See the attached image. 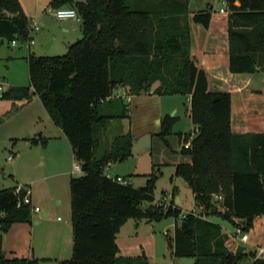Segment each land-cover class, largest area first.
Instances as JSON below:
<instances>
[{
    "label": "trees",
    "instance_id": "obj_1",
    "mask_svg": "<svg viewBox=\"0 0 264 264\" xmlns=\"http://www.w3.org/2000/svg\"><path fill=\"white\" fill-rule=\"evenodd\" d=\"M187 2L52 0V9L76 10L81 37L61 56L29 52V86L0 93V98H21L31 90L67 138L80 167L82 175L69 180L72 255L59 264H147L144 255L118 257L116 235L129 219L158 222L170 217L175 222L168 240L173 257L190 258L194 264H264L263 258L246 253L222 226L204 217H219L233 227L237 225L232 217L243 219L246 227L242 230L248 233L253 221L264 216V133L232 131L230 93L211 91V79L191 56L189 22L209 28L213 7L194 13ZM224 2L228 71L254 74L257 56L264 53V0ZM29 24L19 0H0V39L27 42L31 39ZM117 89L125 96L147 92L189 99L188 116L196 130L195 135L179 134V153L191 162L176 164L174 172L192 190L200 213L181 217L178 205L155 207L154 174L138 188L105 175L111 162L132 155L129 134L118 135L105 150L94 137L97 128L116 118L100 114L99 106L120 103L125 108L121 94L115 95ZM172 122L167 118L161 123L162 138L169 135ZM31 143L45 146L47 138L38 137ZM15 187L0 190V264H38L35 258L6 259L2 249L10 226L28 223L32 216L29 205L17 207ZM215 196L221 197V208L213 203ZM143 202L149 206L144 208Z\"/></svg>",
    "mask_w": 264,
    "mask_h": 264
},
{
    "label": "rangeland",
    "instance_id": "obj_2",
    "mask_svg": "<svg viewBox=\"0 0 264 264\" xmlns=\"http://www.w3.org/2000/svg\"><path fill=\"white\" fill-rule=\"evenodd\" d=\"M21 1L29 5L27 9L19 0L21 9L24 10L29 23L42 21L41 30L37 32L30 30L29 36L33 41L30 45L31 54L36 56H61L67 52V45L79 40L81 37L80 32L69 42L63 40L61 31L63 21H59L52 13L45 11L47 7H51L49 5L51 0ZM73 1L78 2L81 0ZM209 5L213 7V16L216 18H213V24L210 27L224 28L221 23L222 18L215 17V14L224 7V0H188L187 2L188 10L194 13L206 10ZM79 21L75 24L78 25ZM189 24L190 29H203L192 22H189ZM47 30H49L48 37H42V33L48 32ZM25 43L17 41L15 46L7 40L2 44L0 43V84L5 89L29 86L28 67L26 65L29 50ZM49 43L50 45H48ZM203 55H206V53L203 52ZM116 91V96L121 94L125 108L120 103L115 104L113 107L108 105L99 106L100 114L115 116L116 118L109 121L106 126L97 128L94 137L101 143V149L105 150L118 135L129 134L132 138V155L117 162H111L108 165V173L114 177L120 175L130 181L135 188L144 185L148 176L154 174L156 176L153 188L155 198L167 192L180 198L178 207L182 213L193 211L200 213L202 209L196 205L192 190L174 172L175 164L183 160V155L179 153L182 146L179 141V134L195 135L194 125L188 116L190 107L188 98L180 94L152 95L147 92H141L135 96H125L122 90ZM28 95V97L21 98H0V168L5 166L4 172L0 169V183L3 182L13 166V162H6L8 154L12 153H16L17 157L14 156L17 160V176L29 182L33 181L31 169L35 163L37 164L38 154L42 152V147L37 144L39 147L32 148V144H28L27 139L24 138L30 133L26 128L30 127L34 130L40 127L38 128L40 131L44 130L46 111L31 90L28 91ZM122 113L124 117H119ZM167 118L173 121L171 131L168 136L162 138L159 135L161 123ZM33 125L35 126L33 127ZM31 135L34 137L33 134ZM187 145L189 146V144ZM134 170L137 173H131ZM81 175V173H73V177ZM31 183L32 192L34 193L33 182ZM64 186L62 187L61 183L57 185L56 190H60V192L55 195L52 204H57L55 199L63 200V195L70 196L69 184ZM213 203L220 207L219 199L216 197H213ZM142 205L147 208L149 203L143 202ZM61 206H63V210H59L60 212L56 216L62 220L63 224H67L71 218L69 203L65 200ZM204 217L217 222L222 227H232L219 217ZM129 221V224L124 226L116 241L117 246L124 253L136 254L132 256L135 258L144 255L142 253L144 249L147 264H194L190 258H175L170 254L168 240L173 237L175 224L173 218L170 217L158 222H148L146 219H131ZM135 223L139 225L137 233H133V229L130 228ZM121 256H123V252L118 253V257ZM69 257L66 256L65 258L68 259ZM59 261L55 264H59ZM38 263L46 264V261L41 260Z\"/></svg>",
    "mask_w": 264,
    "mask_h": 264
},
{
    "label": "crops",
    "instance_id": "obj_3",
    "mask_svg": "<svg viewBox=\"0 0 264 264\" xmlns=\"http://www.w3.org/2000/svg\"><path fill=\"white\" fill-rule=\"evenodd\" d=\"M20 2L24 4L27 9L29 8V5L25 4L24 1L20 0ZM234 5L239 6L238 2H235ZM221 9H224L225 12L220 13ZM221 9L215 14V17L222 18L221 23L224 28L210 27L207 29H190L191 56L205 69L207 75L211 79V91L217 90L230 93V97H232L230 111L232 131L241 134L264 133V53L257 56L258 71L254 74H231L228 71L227 5L225 2L224 7ZM61 21H63L61 31L64 41L69 42L81 32L80 23H78V25L75 24V22H78L77 20L61 19ZM41 23L42 21L38 22L39 28ZM47 31L46 33H42V37H48L49 30ZM30 45L27 47L29 52H31ZM48 45H50V43ZM203 52L206 53V55H203ZM45 120L44 130L40 131L38 129L40 127L34 130L30 127L26 128L30 133L24 138L27 139L26 142L28 141V144H32V148L39 147V145L31 143L32 139L38 137L43 139L47 138L45 146H41L42 152H40V154H38V151L36 152L39 159L37 164L35 163L36 165L34 164V167L31 169L33 181L29 182L17 176L16 153L8 154V156L12 155L13 158L11 160H9L7 156L6 162H13V166L9 173H7L3 182L0 183V190L28 184L31 187L32 204L39 208V212L32 213L31 220L28 223L12 224L8 232L4 234L2 249L6 259L35 258L38 261H46V264H55L61 259H66V256L71 257L72 255V229L70 222L63 224L62 220H58L59 217L56 216L57 213L60 212L59 210H63V206L61 205L65 200L69 203L70 207V196L66 197L63 195V200L55 199L57 204H52L51 202L54 200L55 195L60 192V190H56L57 185L61 183L62 187L64 185L67 186L70 178L73 177V166L78 164L75 162L67 138H65L64 134H62L61 130L52 120L49 119L47 113L45 115ZM34 126L35 125H33V127ZM195 130L196 127L194 126V131ZM31 134H33L34 137H32ZM182 159L180 163L188 164L191 162L190 158L187 156H183ZM0 169L4 172L5 166H1ZM131 173L134 174L137 172L134 170L131 171ZM119 176L120 175H117L115 177ZM31 182H33V187L35 189L34 193L32 192ZM171 195L178 205L180 198L173 194ZM129 220L120 227V231L116 235V241L124 226L129 224ZM253 225V228L246 233L248 236L247 244L234 243L236 246L245 247L246 253H250L251 251L256 254L260 249L264 251V216L257 217L253 221ZM130 228L133 229V233H137L139 225L135 223ZM227 228L228 227H222L223 232L226 234L231 232L233 226ZM139 246L142 248L140 244ZM118 251L119 254L123 252V257H132L136 255L126 254L119 247ZM142 253L145 256L144 249Z\"/></svg>",
    "mask_w": 264,
    "mask_h": 264
},
{
    "label": "built area",
    "instance_id": "obj_4",
    "mask_svg": "<svg viewBox=\"0 0 264 264\" xmlns=\"http://www.w3.org/2000/svg\"><path fill=\"white\" fill-rule=\"evenodd\" d=\"M48 13H52L58 20L61 19H70V20H77L79 19L76 10L72 8H63L59 7V9H52L50 7L46 8L45 10ZM225 10L221 9L220 13H224ZM29 28L32 32L39 31V25L38 23L32 21V23L29 24ZM17 44L16 41H12L11 45ZM30 44H32V39L28 40L25 43V46L28 47ZM4 90L3 85L0 84V93ZM185 147H188L186 144ZM13 157L12 155L8 156V159L11 160ZM73 171L77 173H81L80 167L78 165L73 166ZM105 175L112 179L115 180L116 182H120L123 185H131L130 181H127L126 179L122 177H114L110 173H108V167L105 169ZM14 194L18 196V202H17V207H20L22 205H29L30 211L32 213H38L39 208L37 206H34L32 204V194H31V188L30 186L27 185H17L14 189ZM219 201L221 200L220 196H215ZM153 205L156 207H161L162 209H167L168 207L174 208L177 203L174 201V198L172 195L168 194L167 192H164L160 197H156L154 199ZM186 213H182L181 217H184ZM60 220V218H58ZM165 235H167L166 232H164ZM232 240L237 243V244H247L248 236L247 234L242 230L240 226L233 227L231 232H228L227 234ZM255 258H263L264 259V251L263 250H258L255 254Z\"/></svg>",
    "mask_w": 264,
    "mask_h": 264
},
{
    "label": "water",
    "instance_id": "obj_5",
    "mask_svg": "<svg viewBox=\"0 0 264 264\" xmlns=\"http://www.w3.org/2000/svg\"><path fill=\"white\" fill-rule=\"evenodd\" d=\"M0 43L1 44L3 43L2 39H0ZM138 208H140V206H138ZM232 221L234 222L235 225L240 226L241 228H245L246 227L245 220H243V219H238V218L232 217ZM245 264H247V263H245Z\"/></svg>",
    "mask_w": 264,
    "mask_h": 264
}]
</instances>
